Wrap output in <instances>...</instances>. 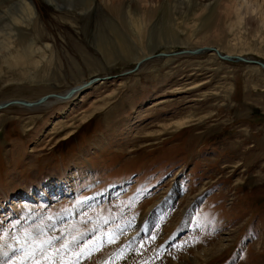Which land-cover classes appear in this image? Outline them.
Segmentation results:
<instances>
[{
  "label": "rangeland",
  "instance_id": "374dc122",
  "mask_svg": "<svg viewBox=\"0 0 264 264\" xmlns=\"http://www.w3.org/2000/svg\"><path fill=\"white\" fill-rule=\"evenodd\" d=\"M18 1L0 0V104L101 79L68 102L0 109V203L51 176L77 177L51 199L19 206L20 218L1 210L0 262L8 239L27 246L33 236L36 247L5 264H264V69L214 51L170 53L211 45L264 62L257 17L237 24L240 0L204 1L194 11L37 0L34 20L18 26ZM14 40L10 50L20 44L31 54L30 45L35 62L7 50ZM113 185L122 191L116 200L49 231L50 219ZM172 187L183 193L165 211ZM153 216L146 237L134 226ZM184 228L181 246L171 244Z\"/></svg>",
  "mask_w": 264,
  "mask_h": 264
},
{
  "label": "bare ground",
  "instance_id": "6f19581e",
  "mask_svg": "<svg viewBox=\"0 0 264 264\" xmlns=\"http://www.w3.org/2000/svg\"><path fill=\"white\" fill-rule=\"evenodd\" d=\"M35 1H37V0H19L17 2V6L20 8V13L18 15H15L14 17H11V21L15 25L20 26V25H23V24H29V21L34 20V17L37 14V11H36V2ZM44 1L47 4L55 5L57 7H71L72 9H74V8L84 7L87 4L92 3L93 0H44ZM102 1H104L105 3H120V4H127L129 6H141V7H155L157 5L158 6L159 5H164V6L168 7V8H172V9L177 10V11H184L186 9L187 10L194 11L195 8H198V6L203 5L202 2H204V1H208V2L214 3V2H217V1H220V0H214V1H212V0H102ZM205 7H207V6H202L200 9L205 8ZM233 10H235V13L234 14L238 18L237 24H243L244 22L247 23V22L251 21L250 18H254L255 19L257 17V19L264 25V0H240L238 3H236V5H235V7H234ZM9 12H11V11L9 10ZM230 19H231L230 26L237 25L236 23H233V18H230ZM140 23H141L140 21L137 22V27H138V25H140ZM3 31H5V30L0 29V32H3ZM11 35H12V33L8 34L7 38L11 37ZM19 39L20 40L23 39V36H20ZM14 43H15V40L13 42H11V45L10 46L7 47V50H10L11 49V46L14 45ZM19 46H20V44H18V46H15V48H16V51L15 52L12 51V50H10V52H12L13 54H16V53L17 54H20L22 52H25L26 53L25 60L19 61V62L23 63L25 61L23 64H26L27 62H30V61L31 62H35L32 53H35L37 50L34 49V48H32L30 45H28L29 51L31 53V54H28L25 51V48H21V46L20 47ZM205 47H208L209 48L207 51H211V52L214 51L216 53V50H219L221 52V49L220 48H216L215 46H211V45H204V46H201L199 48H205ZM196 49H198V48H196ZM190 50H192V49H190ZM165 53H169V52H165ZM170 53H173V52H170ZM170 53L168 55H170ZM174 53H178V52H174ZM228 54H230V53H228ZM230 55H232V54H230ZM140 61L141 60H139L138 62H140ZM5 62H7V64L12 63L9 60H6ZM246 63H248V62H246ZM86 82L87 81L82 82V83L78 84L77 86H75V88L77 90L75 92H73L72 94H70L69 96H64V95L68 91H70L71 89L68 90V91H66L64 94H57V95L56 94H49V97L47 99L52 98V97H54V98L53 99H49V101H47L46 103L44 101L45 104L41 103L39 105H32L31 107L26 106V105H22V104H20V105L25 106L27 108L35 109V108L41 107L42 104L43 105H51V104L57 103V102H66V101L68 102L69 100L73 99L77 94L80 93L78 91H80V90H82V89H84V88L87 87V85L85 84ZM26 102H29V101H26ZM73 178L74 177H73V175H71V172H70L65 177H60V176H58V177H52L51 176L49 179H47V181H45V183H43V182L42 183H38L34 187H32V186L28 187L27 186V187L24 188L23 194H21L22 196H20V198L22 197L20 200H17V199L16 200H14V199L9 200L8 198L5 197L4 198V201L0 203V213L2 212L1 210H5V211L6 210H9V214H11V213L12 214H15V216L13 217V219L15 217L16 218L17 217L20 218L22 216V211L21 210L20 211L18 210L19 209V206H24V205H26L28 203H31V201H37L38 203H42V201H46V199L49 196H51V198H52V196L58 195L60 192H58V193L55 192L57 190V188H59V189L61 188V191H62V189L65 187L64 186V183L70 182L71 179L73 181H75V178H77V177H75L74 179ZM123 189H124V187H122L121 190H123ZM177 189L178 190H176V192H173L174 195H177L178 193H180L179 192L180 191V188H177ZM119 191H120L119 186L113 185V186H110L103 193H98V194H96L94 196L88 197L87 199L81 200L80 202H78V205H77L76 208H73L69 212H66V213H63V214H59V216H56V217L50 219V224H49V227H48L49 228V231L53 230L62 221H64L66 219V216L72 217V216H75L77 214H81L83 212V210H85L86 208H90V207L96 206V205H98L99 203H101L103 201H107V200H110V199L118 196L120 194V192H121V191L120 192ZM51 198H48V199H51ZM39 200H42V201L40 202ZM17 201H19L20 205L18 204ZM165 206L166 205H164V207ZM160 213H159V215H160ZM154 217L155 216H153L152 218L150 217L151 221L148 222L149 224L152 223L154 221V219H156V217L155 218ZM36 218H37V215H35V216H33V215L32 216H29L27 218L26 224L27 223H30L32 220H34ZM3 219L0 218V224L2 226H5V225H3V221H4ZM142 226H144V225L142 224ZM21 233L18 235V238L17 239H19ZM25 236L22 237V240L21 241H24V240L26 241ZM135 238L133 239L132 237H130L129 239H131V241L133 243L135 241ZM15 240H16V238L15 239L10 238V240L8 239V241L6 242L10 247H9V249L6 248L7 251H5L3 253V255L1 257L0 264H5V260H7V258L10 259V256L16 255V254L20 253V251L23 252V250H33L32 248H34V246L36 245L35 244L36 243V240H35V237H33V236L27 241L29 243L28 245L26 244L27 246H21V245L16 246V245H12L13 243H15ZM47 243H49V242H47ZM47 243H44L43 242L42 248H40V249L45 248L47 246ZM3 245H4V243H2L0 241V246L3 247ZM37 247H38V245H37ZM216 248L209 249L208 251L209 252L215 251ZM42 251H44V250H42ZM47 251L48 250H46V252ZM39 254L40 253H38V255ZM206 254H208V252H206ZM18 255H20V254H18ZM28 255H30V259H31L36 254L33 251L32 253L31 252H28ZM28 260L26 261V263L28 262Z\"/></svg>",
  "mask_w": 264,
  "mask_h": 264
},
{
  "label": "water",
  "instance_id": "95a60500",
  "mask_svg": "<svg viewBox=\"0 0 264 264\" xmlns=\"http://www.w3.org/2000/svg\"><path fill=\"white\" fill-rule=\"evenodd\" d=\"M209 48L208 47H205V48H198V49H188V50H182L178 53H172V54H180V53H183V54H198V53H201L202 51H207ZM216 54L217 56L222 59V60H226V61H235V62H248V63H253V64H258L260 65L263 69H264V62L261 61V60H258V59H253V58H247L246 56H243V55H230L228 53H221L219 50H216ZM158 55H161V56H167L168 53H165V52H162V53H159ZM158 55H154V56H158ZM171 55V54H170ZM169 56V55H168ZM150 57H147L145 59H148ZM140 66V62L135 66V68L131 71H128L126 73H123V74H128L130 72H133L135 70L138 69V67ZM110 77V76H109ZM101 78L99 77H94V78H91V79H88L87 82L85 83L87 86L97 82V81H100ZM77 89L75 87L71 88L70 91H68L64 96H69L70 94H72L73 92H75ZM49 97V94L48 95H44L42 97H40L39 99L35 100V101H29V102H26L24 101L23 99H14V100H10L8 102H5L3 104H0V109L4 108V107H8L9 105H15V104H22V105H26V106H29L31 107L32 105H39L41 103H44V101H46V99Z\"/></svg>",
  "mask_w": 264,
  "mask_h": 264
},
{
  "label": "snow or ice",
  "instance_id": "6c2138e0",
  "mask_svg": "<svg viewBox=\"0 0 264 264\" xmlns=\"http://www.w3.org/2000/svg\"><path fill=\"white\" fill-rule=\"evenodd\" d=\"M111 240V238H109Z\"/></svg>",
  "mask_w": 264,
  "mask_h": 264
}]
</instances>
